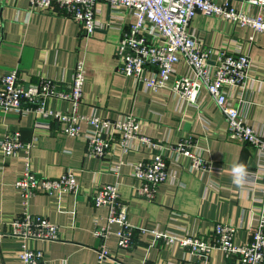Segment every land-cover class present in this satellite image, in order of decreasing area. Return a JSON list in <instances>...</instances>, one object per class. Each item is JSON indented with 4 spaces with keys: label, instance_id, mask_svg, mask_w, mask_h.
I'll return each mask as SVG.
<instances>
[{
    "label": "crops",
    "instance_id": "0c3cea01",
    "mask_svg": "<svg viewBox=\"0 0 264 264\" xmlns=\"http://www.w3.org/2000/svg\"><path fill=\"white\" fill-rule=\"evenodd\" d=\"M230 2L249 15L259 12L246 0ZM260 12L264 17V8ZM95 19L93 32L83 36L79 25L63 14L33 10L27 0H0V74L16 69L24 84L49 79L56 91H64L73 64L80 59L84 80L76 109L79 114L112 119L130 112L140 120L139 134L162 145L191 135L197 151L212 167L206 172L191 171L185 157L171 159L167 155V168L174 178L159 183L151 198L140 197L135 193L138 181L132 176L130 163L146 158L153 148L133 141L124 163L113 173L111 156L87 155L81 135H64L60 124L30 111L17 114L0 110V139L7 131L17 130L22 141L32 142L30 167L37 177L56 178L70 169L77 185L75 194L36 192L28 198L30 213L57 226L56 240L7 236L10 221L21 210L13 182L22 162L20 153L8 156L0 148V264H22L16 255L21 244L39 250L43 264H93L97 239L91 228L105 209L94 207L91 195L103 183L116 184L127 218L136 229L196 235L208 234L215 222H221L236 227L235 243L248 241L257 225L262 192L260 182L244 179L243 172H258L262 156L253 146L225 138L224 119L204 90L199 91L195 104L188 105L169 92V83L151 91L118 71L120 61L114 49L121 30L133 21L131 10L101 0ZM187 29L202 45L238 49L249 55L255 79L249 85L253 102L246 120L264 136V31L249 41L250 27L199 13L192 16ZM174 68L176 73L187 72L182 60ZM45 105L60 111L69 108L67 101L56 97L47 98ZM78 127L80 133L88 129L82 120ZM106 243L109 259L105 264H203L176 246L154 240L148 232L136 235L128 249L116 247L112 235ZM204 264L239 261L234 256L225 259L214 249Z\"/></svg>",
    "mask_w": 264,
    "mask_h": 264
},
{
    "label": "built area",
    "instance_id": "2783aa9c",
    "mask_svg": "<svg viewBox=\"0 0 264 264\" xmlns=\"http://www.w3.org/2000/svg\"><path fill=\"white\" fill-rule=\"evenodd\" d=\"M101 0H27L33 10L56 12L75 21L83 36L90 35L96 27L97 4ZM131 10L133 21L121 30L114 54L120 61L118 71L141 82L146 89L157 91L168 83L169 92L183 103L193 105L198 93L204 90L220 111L225 123V138L253 146L263 161L258 172H243V178L261 184V208L257 225L245 243L234 242L236 227L229 223L215 222L208 234L176 235L156 228H135L129 222L126 205L119 199L114 183L95 187L91 201L105 214L96 216L91 235L97 239L93 264H105L109 259L107 239L114 236L116 247L128 249L139 233L148 232L154 240L176 246L185 253L205 263L211 250H220L225 259L236 257L239 264H264V136L246 120V111L253 102L249 95L250 83L255 79L254 65L247 53L225 47H209L197 41L188 31V24L196 13L214 15L252 30L254 35L264 31L261 9L264 0H246L258 7L256 15H249L235 8L230 0H102ZM182 60L185 73H176L174 65ZM147 72V75H143ZM84 68L76 59L70 83L64 91H56L49 79L38 78L24 84L16 69L0 74V110L22 114L33 112L60 124V131L67 136L81 135L87 155L97 158L111 156L110 170L115 173L124 163V155L133 147V141L153 148L144 159L130 163L132 176L138 181L136 195L151 198L155 188L165 179L174 178L168 171L167 155L171 159L183 156L187 169L206 172L212 163L197 151L195 139L187 135L173 143L155 142L139 134L140 120L132 113H122L115 118H101L95 114H79L76 109L81 98ZM49 97L67 101L68 110L60 111L45 105ZM88 129L80 133L78 122ZM31 141H22L17 130L7 131L0 139L4 155L20 153L22 169L13 182L21 200V210L13 217L5 231L7 236L31 240H56L57 226L45 217L27 210L28 198L36 192L62 191L75 194L77 185L70 169L56 178L37 177L30 167ZM17 257L22 264H43L39 250L20 245ZM146 264V263H141Z\"/></svg>",
    "mask_w": 264,
    "mask_h": 264
}]
</instances>
